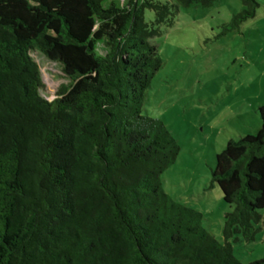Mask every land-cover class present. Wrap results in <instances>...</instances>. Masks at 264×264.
I'll return each mask as SVG.
<instances>
[{"label": "trees", "instance_id": "trees-1", "mask_svg": "<svg viewBox=\"0 0 264 264\" xmlns=\"http://www.w3.org/2000/svg\"><path fill=\"white\" fill-rule=\"evenodd\" d=\"M213 2L0 0V264H264V254L240 260L231 243L264 225V103L257 134L230 138L211 168L232 207L222 241L164 191L180 147L142 114L162 62L159 25ZM258 5L242 0L224 31ZM35 51L70 79L52 100Z\"/></svg>", "mask_w": 264, "mask_h": 264}, {"label": "rangeland", "instance_id": "rangeland-1", "mask_svg": "<svg viewBox=\"0 0 264 264\" xmlns=\"http://www.w3.org/2000/svg\"><path fill=\"white\" fill-rule=\"evenodd\" d=\"M257 1L255 15L228 31L224 24L241 10L242 0L181 7L151 39L162 62L146 90L142 114L162 120L180 147L175 162L161 175L163 189L201 211L202 226L221 241L223 216L232 207L211 184V168L230 138L257 134V109L264 103V0ZM145 17L153 20V12L145 10ZM31 55L40 67V93L52 100L70 79L58 62L39 51ZM231 243L240 260L261 258L264 225L254 240L239 237Z\"/></svg>", "mask_w": 264, "mask_h": 264}]
</instances>
